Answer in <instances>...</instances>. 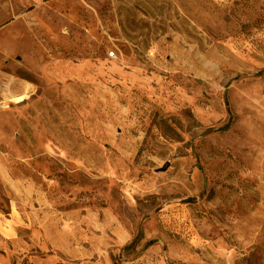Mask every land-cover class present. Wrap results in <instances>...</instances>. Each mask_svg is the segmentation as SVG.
<instances>
[{
    "label": "rangeland",
    "instance_id": "1",
    "mask_svg": "<svg viewBox=\"0 0 264 264\" xmlns=\"http://www.w3.org/2000/svg\"><path fill=\"white\" fill-rule=\"evenodd\" d=\"M0 264H264V0H0Z\"/></svg>",
    "mask_w": 264,
    "mask_h": 264
},
{
    "label": "built area",
    "instance_id": "2",
    "mask_svg": "<svg viewBox=\"0 0 264 264\" xmlns=\"http://www.w3.org/2000/svg\"><path fill=\"white\" fill-rule=\"evenodd\" d=\"M113 55H114V52L111 51L110 54H109V56H113Z\"/></svg>",
    "mask_w": 264,
    "mask_h": 264
}]
</instances>
